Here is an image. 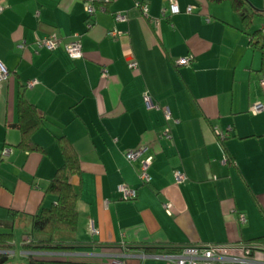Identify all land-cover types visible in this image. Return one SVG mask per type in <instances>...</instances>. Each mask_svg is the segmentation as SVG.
I'll return each mask as SVG.
<instances>
[{"label": "crops", "instance_id": "1", "mask_svg": "<svg viewBox=\"0 0 264 264\" xmlns=\"http://www.w3.org/2000/svg\"><path fill=\"white\" fill-rule=\"evenodd\" d=\"M171 1L181 14H164ZM248 1L246 12L236 13L228 1L101 0L104 10L88 19L83 0H0V63L8 71L0 82V234L14 235V257L44 253L24 246L33 217L57 201L46 190L63 164L61 137L82 169L72 178L81 187L77 244L49 257L172 264L156 257L182 246L264 238V112L249 111L264 103L262 52L252 37L264 28V14L253 8L263 11L264 2ZM139 5H148L149 17ZM117 14L125 19L116 21ZM258 16L263 23L254 31ZM113 30L121 35L113 38ZM53 34L65 44L78 36L84 57L38 48ZM185 58L191 65L178 64ZM20 95L46 118L32 138L39 151L18 148ZM145 95L158 109L147 108ZM140 146L146 151L130 163L126 152ZM149 156L152 181L144 185L139 174ZM176 172L187 180L177 184ZM121 184L137 189V199L122 200ZM90 221L98 234H90ZM251 258L264 264V251Z\"/></svg>", "mask_w": 264, "mask_h": 264}, {"label": "trees", "instance_id": "2", "mask_svg": "<svg viewBox=\"0 0 264 264\" xmlns=\"http://www.w3.org/2000/svg\"><path fill=\"white\" fill-rule=\"evenodd\" d=\"M214 3L228 1L236 13L246 12L250 5L248 0H210ZM254 10V13L264 14L263 11ZM244 22L250 23V16L245 15ZM252 37L257 39L254 47L260 45L262 52V71L264 72V36L263 31L255 32ZM254 42V40L252 41ZM19 122L15 126L21 131V141L18 148L24 151H39L40 148L33 141V135L44 125L45 116L28 102L23 95L18 100ZM62 153L63 164L60 166L47 190V195L55 196L57 201L50 208H42L33 217L32 230L29 233V242L24 246L27 250L44 253L72 252L76 249V234L78 231L79 212L78 204L81 198V187L72 183L73 177L82 174L79 156L66 138L58 139ZM14 242L13 234H0V264H89L72 262L52 257H28L22 263H13L7 252ZM263 242L264 238L256 241Z\"/></svg>", "mask_w": 264, "mask_h": 264}, {"label": "built area", "instance_id": "3", "mask_svg": "<svg viewBox=\"0 0 264 264\" xmlns=\"http://www.w3.org/2000/svg\"><path fill=\"white\" fill-rule=\"evenodd\" d=\"M101 0H83L85 6V12L88 16V19L94 17L99 11H103V7L97 6ZM107 1V0H106ZM142 9L144 15L149 17V8L148 5H139ZM5 7L0 5V13L4 11ZM195 11V7L190 6L187 8L186 13L191 15ZM169 12L171 15H179L182 13L181 8L178 3L171 1L169 8L164 10V14ZM116 21H123L125 19L124 15L117 14L115 16ZM152 23L158 25L159 20H152ZM90 27V26H89ZM264 36V28H263ZM110 35L113 38H117L121 35L120 32L113 30L110 32ZM38 48L46 49L48 51H54L58 48H63L67 54L73 60H79L84 57L83 48L81 40L78 36L76 39L68 44H65L62 39L58 38L56 35H51L50 37L41 39L37 42ZM25 49V46H22ZM192 60L190 58L182 59L178 62L181 66L191 65ZM129 67L134 70L137 69L138 63L133 61L129 64ZM8 76V71L0 63V82L5 80ZM103 76H107L106 70L103 73ZM37 82L33 81L28 84V87H33ZM261 84L264 86V77L261 81ZM145 104L148 109H158L152 102V99L145 95L144 97ZM250 114L258 115L264 112V103L257 102L250 107ZM165 119L167 121L172 120V115L169 109L164 111ZM164 138L170 139L171 135L169 130L164 132ZM222 140L225 139V136L220 135ZM145 147L140 146L134 150L126 152V159L131 163L140 159L145 152ZM12 152L11 149L7 148L3 151V156H8ZM153 162V157L149 156L142 161L141 170L139 174V179L144 185H149L152 181L149 170ZM177 184H182L187 180L185 174L181 172H176L175 174ZM118 192L121 194L122 200L124 201H134L138 197V191L135 188L128 186L127 184H121L118 188ZM166 212L171 215V206L168 204L164 205ZM247 219L244 215L240 216V222L246 223ZM89 232L91 235L98 234L92 221L89 223ZM240 251L243 252V255L235 254L234 252ZM256 251H264L263 242H255L252 244H206V245H196V246H182L172 250V252L166 254L165 256H157V259H165L172 264H261L251 258L252 254ZM34 254V253H33ZM36 257H49L50 254L47 253H35ZM113 264H125L124 261H115Z\"/></svg>", "mask_w": 264, "mask_h": 264}, {"label": "rangeland", "instance_id": "4", "mask_svg": "<svg viewBox=\"0 0 264 264\" xmlns=\"http://www.w3.org/2000/svg\"><path fill=\"white\" fill-rule=\"evenodd\" d=\"M262 1V0H261ZM263 2H264V0H263ZM261 4V3H260ZM262 7V6H261ZM262 10V9H261ZM263 23V18L262 17H256L255 18V20H254V31H256V30H258L259 29V27L261 26V24ZM30 240L28 239L27 240V243L29 242ZM4 253H6V254H8L9 256H11L13 259H12V262L13 263H22L24 260H26V259H28V257H32V256H34V254L33 253H23V256H24V258H23V261H22V259L17 255H15V257H14V253H12L11 251H7V252H4ZM21 255V254H20ZM58 256V255H57ZM56 256V257H57ZM52 257H53V255H52Z\"/></svg>", "mask_w": 264, "mask_h": 264}]
</instances>
